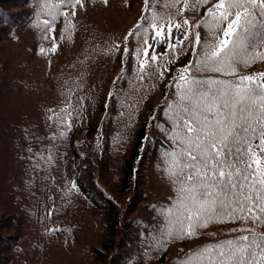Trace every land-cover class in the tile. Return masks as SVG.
<instances>
[{
  "label": "trees",
  "instance_id": "1",
  "mask_svg": "<svg viewBox=\"0 0 264 264\" xmlns=\"http://www.w3.org/2000/svg\"><path fill=\"white\" fill-rule=\"evenodd\" d=\"M37 3L38 0H0V209L6 217L2 220L4 228L12 229L10 233H0V264H49L51 259L63 258V251L77 239V229L81 226L77 220L84 213L96 217L82 227L84 233L93 235L94 231L105 235L93 250L84 249L88 251L86 257L97 260L101 256L99 260L104 259L103 264H112V258L116 264H175L189 250L241 235L229 231L238 224L212 223L200 229L197 237L172 240L166 247L145 252L150 245L148 236L165 227L161 208L167 207L175 195L169 179L159 167L160 154L168 147V142L156 123L165 121L162 107L169 98L168 94L174 91L168 87V80L192 58L189 42L184 41V51L169 65L171 72L164 80H137L132 56L123 63L126 76L116 79L121 73L125 35L140 17L143 0H107V3L105 0H85L86 6L78 9L74 18V31H64L63 17L55 22V42L58 45L55 52L48 51L53 41L44 39L42 26L35 23ZM165 4L166 0H158L157 10L171 11ZM202 12L203 9L187 10L184 15L195 23ZM45 18L41 16V20ZM197 30L202 39L210 38L205 29ZM62 31L63 39L60 38ZM52 35L49 33V37ZM113 42L121 44L120 51L106 53L104 48ZM135 46L136 38L129 37V49ZM165 46L159 53L170 51ZM41 48L45 49L44 53L40 52ZM37 58H41L39 64H36ZM169 59L171 57L165 55L161 62ZM260 72H264V61L257 60L248 67H241L238 75ZM193 75L220 77L221 74L194 71ZM73 81L82 84L73 95V103L77 97L83 96L84 112L66 135L59 138L57 125L46 119L52 115L47 110L58 112L63 107L65 88L71 87ZM109 92H112L111 97ZM11 96L20 100L12 97L11 103ZM124 96L131 98L126 100ZM147 128L161 134V139L152 138L148 151L155 148V169L165 187L164 198L148 211L141 196L139 206L147 215H121L120 209L116 219L113 212L118 205H114L113 199H103L104 204L98 205L81 184L80 178L85 171L80 169L77 176L72 173L70 152L72 150L75 158L81 160L77 154V149L82 147L78 144L80 136L93 143L87 147L94 148V154L95 148H99L98 159L105 153L102 148L106 150L110 145L114 147L111 161L122 159L132 147L135 156L131 162H126L128 177L123 185L127 189L129 182L134 179L137 182L142 152L151 143ZM54 136L57 138L53 139ZM145 136L148 139H142ZM29 147L35 151L43 149L45 154L51 149L53 162L50 165L45 163L42 170L34 172L32 165L35 161L27 151ZM84 155L82 151L80 156ZM107 166L118 171L113 163ZM117 175L121 176V173ZM11 177L15 183L5 189ZM70 182H75L77 188H72ZM129 192L139 196L135 191ZM81 198L95 210L88 213L83 206L80 212L74 211L75 200ZM154 213L158 218L154 219ZM49 215L52 218H48ZM150 217L152 220L149 221ZM104 222L109 223L107 232L102 230ZM107 239L110 243L106 242ZM84 253L81 250V258Z\"/></svg>",
  "mask_w": 264,
  "mask_h": 264
},
{
  "label": "snow or ice",
  "instance_id": "2",
  "mask_svg": "<svg viewBox=\"0 0 264 264\" xmlns=\"http://www.w3.org/2000/svg\"><path fill=\"white\" fill-rule=\"evenodd\" d=\"M157 3L143 0L140 17L125 35L116 79L126 76L123 63L128 56L134 58L133 72L142 82L164 80L186 40L192 58L168 80L174 91L162 107L165 121L156 123L168 142L159 167L175 195L161 208L165 227L151 236L145 252L166 247L172 240L197 237L200 229L212 223L230 222L238 226L229 231L241 235L189 250L175 264H264V72L238 75L241 67L264 61V0H166L165 7L171 11H158ZM85 6V0H38L35 23L42 26L43 38L53 41L48 51L58 47L55 22L63 17L64 31L71 33L77 10ZM199 9L203 12L195 23L184 15ZM42 15L47 18L41 20ZM199 28L210 38L202 39ZM129 37L136 38L132 49ZM158 45L170 51L159 53ZM120 48V43L113 42L104 51ZM165 55L171 59L162 63ZM194 71L221 75H193ZM80 88L82 84L73 81L65 88L63 107L58 112L47 110L52 115L46 119L57 125L59 138L84 112L83 96L73 103ZM27 151L35 161L34 172L54 160L51 149L47 154L31 147Z\"/></svg>",
  "mask_w": 264,
  "mask_h": 264
},
{
  "label": "rangeland",
  "instance_id": "3",
  "mask_svg": "<svg viewBox=\"0 0 264 264\" xmlns=\"http://www.w3.org/2000/svg\"><path fill=\"white\" fill-rule=\"evenodd\" d=\"M173 32L175 33L176 29H173ZM125 33L126 30L122 34L124 35ZM164 46L165 45L156 46L157 48L156 51L162 52L164 50L163 49ZM149 55H151V52ZM40 62H41V58H37L36 64H39ZM11 95H13V93H11ZM103 96L106 95L104 94ZM12 97L13 96H11V103L13 98L16 100H20V98L18 97H13V98ZM126 98L130 99L131 97L124 96V99ZM105 103L106 102L103 103V106L105 105ZM102 115L103 114H101L99 117L100 120L102 118ZM142 120L143 119H141V121ZM147 131L150 134L151 143L147 144L146 149L142 152V158L139 163L140 172L138 173L137 176V182L135 179L131 182H129L128 180L129 183L127 182L128 183L127 189H125L123 185H124V181L128 177L127 175L128 166L126 162L127 161L131 162L135 156V153L131 151L132 147L129 148L128 153H125L126 155H124L122 159H118V160L114 159L111 161L112 159L111 156L113 155L114 147L113 145H110L106 148V150L102 148L103 152L105 153L104 155L101 156V159H98L96 153H99V148L98 149L95 148V154H94V148L87 147L89 144L91 145L93 143H90V141L87 140H82L84 139V136H80L78 137L79 140L78 144L82 145V147L77 149V154L81 158V160L78 161L75 158L74 154H72V150L70 152L71 160H72L71 162L72 173H74L75 176H77L80 169L85 171L86 174L82 175L80 178L81 184L84 185L88 195L93 196V198L95 199L94 202L97 203L98 205L104 204L103 199L106 198L113 199L114 205H118L119 207V208L117 207L113 212V215L116 217V219L119 218L118 215L120 209L122 213L121 215L130 216L132 213L133 214L137 213L139 215H142V217L147 215L146 211L139 206L141 203L140 201L141 196L145 199L146 202L145 205L147 206L148 211L151 210V208L154 207L155 204L160 201L159 199H162V197L164 198L163 195H164L165 187H163V181L158 177V173L155 169V165H156L155 148L148 151L149 145L152 144V138L161 139V134L158 131H154V130L152 131L150 128H147ZM82 151L85 152L84 156H80V153ZM122 160H124L123 163L119 165L118 161H122ZM112 163L116 165L118 171H114L113 168L107 166ZM118 173H121V176H118L117 175ZM156 180H158L157 181L158 183L154 182ZM14 183L15 181L12 180L11 177L10 179L7 180V186L5 187V189L11 188ZM138 190H140L141 192H139ZM129 191H135L134 193H136L137 195L139 193V196L130 194ZM83 206L86 207L88 213H91L95 210L94 207L89 202H86L84 198H81V200L80 199L75 200L74 211L80 212ZM120 207H124V208L122 209ZM153 215H154V219L158 218L157 214L154 213ZM48 218H52V215H49ZM93 219H96V217H89V214L86 213L78 217L77 221H79V224H81V226H79L77 229L78 231H77L76 241L73 244H71L70 248H68L66 251H63L64 253L63 258L51 259L49 261V264H103L104 259L101 261L99 260L101 259V256H98L97 260L87 259L86 252L88 251L84 250V249L93 250L101 242V240L105 239V235L103 234V232L93 231V235H89L84 233V230H82V227L85 226V224L90 223ZM2 220H6V217L2 213V210L0 209V233L3 234H5V232L10 233L12 229H5L4 228L5 223ZM150 220H152V217L149 218V221ZM98 222L100 223L99 219ZM108 226L109 223L104 222L102 224V230L104 232H107ZM127 233L128 232H126L125 235ZM153 235H155V232L149 235L148 238L151 240V236ZM97 236L99 237L98 239H96ZM106 242L110 243V240L107 239ZM81 250L85 252L83 258L80 257ZM78 259H82V260L77 261ZM111 263L116 264V262H114V258H112ZM144 264H151V263H144Z\"/></svg>",
  "mask_w": 264,
  "mask_h": 264
}]
</instances>
